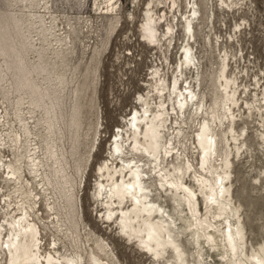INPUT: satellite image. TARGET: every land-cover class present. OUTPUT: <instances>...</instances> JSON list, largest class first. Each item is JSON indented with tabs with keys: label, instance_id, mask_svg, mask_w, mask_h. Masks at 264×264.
Wrapping results in <instances>:
<instances>
[{
	"label": "rangeland",
	"instance_id": "1",
	"mask_svg": "<svg viewBox=\"0 0 264 264\" xmlns=\"http://www.w3.org/2000/svg\"><path fill=\"white\" fill-rule=\"evenodd\" d=\"M147 1L118 0L116 14L106 15L104 0H0V160L20 161L24 180H31L27 172L40 175L37 215L43 220L39 225L45 248L56 240L63 254L76 252L84 264H90L91 255L109 264H165L129 243L113 220L103 223V203L96 197V171L109 157L113 133L124 128L135 107L140 108L136 99L151 89L154 71L170 79L181 56L186 0H176L174 8L170 0H153L155 11L168 18L162 19L159 31L173 24L174 40L155 46L139 32ZM218 1L198 0L193 51L207 107L223 99L219 74L225 55L230 64L226 73L240 86L235 130L245 129L242 139L247 148L233 160L231 195L240 208L245 250L251 253L264 247V143L258 137L264 116L250 115L244 103L264 109V0ZM56 38H67L71 44ZM189 123L183 126L186 138L179 148L182 159L189 158L197 168L193 145L197 127ZM217 144L218 155H223L221 132ZM135 154V162L146 164L145 178L152 179L150 199L177 219L168 195L160 197L164 193L155 190L158 182L152 168L147 169V159ZM166 157L161 160L164 172L182 167L176 156L173 161ZM187 175L185 182L196 190L193 175ZM4 178L0 164V190L7 191ZM198 197V210L205 215L204 200ZM176 225V240L186 260L197 264L199 247L183 231L181 221ZM220 252L204 245L203 264H225Z\"/></svg>",
	"mask_w": 264,
	"mask_h": 264
},
{
	"label": "bare ground",
	"instance_id": "2",
	"mask_svg": "<svg viewBox=\"0 0 264 264\" xmlns=\"http://www.w3.org/2000/svg\"><path fill=\"white\" fill-rule=\"evenodd\" d=\"M117 2L118 0H104L102 13L116 14ZM147 2L140 24V36L150 46L159 45L162 41L172 44L173 24L165 23L166 30L160 32L159 24L162 19L168 18L155 11L157 6L153 0ZM170 2L172 7L176 4V0ZM218 2L225 4V0ZM45 6L46 4L41 8L44 9ZM184 6L188 9L181 18L184 41L172 77L167 80V76L159 73L158 69L154 71L151 89L146 95L140 94L136 99L140 108L135 107L128 115L130 119L124 128L118 127V131L113 133L109 157L96 171V197L103 203V223L113 220L120 235L129 243H135L144 254L150 255L155 261L162 260L165 264H191L176 240V221L183 223V231L189 233L193 243L199 247L197 264L204 262V245L210 251L220 249L219 256L225 264H264V247L260 246L259 250L251 253L245 250V231L239 215L240 208L233 203L231 195L233 160L242 149L247 148L242 139L245 129L240 133L235 130L239 121L235 109L240 99L237 97L240 86L232 75L226 73L230 64L225 55L219 74V89L223 93V99L221 103L215 101L213 106L207 107L201 95L200 69L194 52L195 24L200 20L198 0H186ZM67 38L56 40L67 46L71 44ZM190 71L191 77L188 76L191 75ZM262 97L264 100V92ZM244 104L250 115L257 112L263 118L264 109L261 106L256 110L249 103ZM189 122L196 123L197 127L193 136L194 149L198 153L197 168L193 167L189 158L182 159L179 148L186 138L183 126ZM260 128L262 130L258 137L264 143V122L260 121ZM219 132L224 144V152L220 156L217 153ZM133 153L147 159V169L152 168L151 173L158 182L155 190L164 193H159L160 197L168 195L177 219L167 214L157 201L150 199L152 186L149 181L152 179L149 176L145 178L146 164H140L143 161L135 162ZM166 156L171 157L172 161L173 156H176L182 162V167L164 172L161 160ZM117 161L119 163L114 166ZM19 162L6 163L0 160L5 175L4 188H9L7 191H3V188L0 190V213L3 217V224L0 225V264H84L82 256L76 252L63 254L56 240L49 242L45 248L39 225L43 220L38 219L37 215L41 201L38 191L43 180L40 175L32 172H27L31 180H24ZM187 174L193 175L196 190L185 182ZM198 195L204 200L205 215L200 208L198 210ZM101 248L108 257L107 246L102 244ZM89 261L90 264H109L94 255H91Z\"/></svg>",
	"mask_w": 264,
	"mask_h": 264
}]
</instances>
